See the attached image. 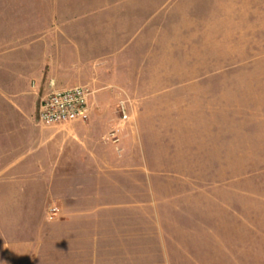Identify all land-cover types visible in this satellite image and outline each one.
<instances>
[{
  "label": "rangeland",
  "instance_id": "374dc122",
  "mask_svg": "<svg viewBox=\"0 0 264 264\" xmlns=\"http://www.w3.org/2000/svg\"><path fill=\"white\" fill-rule=\"evenodd\" d=\"M0 264H264V0H0Z\"/></svg>",
  "mask_w": 264,
  "mask_h": 264
},
{
  "label": "built area",
  "instance_id": "2783aa9c",
  "mask_svg": "<svg viewBox=\"0 0 264 264\" xmlns=\"http://www.w3.org/2000/svg\"><path fill=\"white\" fill-rule=\"evenodd\" d=\"M91 90L87 86L46 90L38 103L37 118L43 124L83 122L89 117ZM126 115L123 114V118Z\"/></svg>",
  "mask_w": 264,
  "mask_h": 264
}]
</instances>
